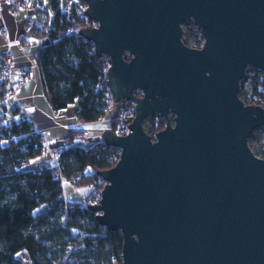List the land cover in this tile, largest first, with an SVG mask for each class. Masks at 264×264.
<instances>
[{"label": "water", "instance_id": "1", "mask_svg": "<svg viewBox=\"0 0 264 264\" xmlns=\"http://www.w3.org/2000/svg\"><path fill=\"white\" fill-rule=\"evenodd\" d=\"M84 1L95 24L80 34L109 58L113 103L135 111L126 134L103 132L119 157L88 205L120 233V264H264V159L248 141L264 105L238 94L247 67L264 78V0Z\"/></svg>", "mask_w": 264, "mask_h": 264}, {"label": "trees", "instance_id": "2", "mask_svg": "<svg viewBox=\"0 0 264 264\" xmlns=\"http://www.w3.org/2000/svg\"><path fill=\"white\" fill-rule=\"evenodd\" d=\"M79 2L83 4L80 12L67 13L61 10L60 0H50L52 16L48 22L32 26V32L48 38L35 60L42 91L52 109L59 111L76 104L78 119L91 122L103 117L109 103H113L106 84L109 59L96 56L93 44L80 34L92 21L85 16V1ZM199 46L200 40L190 47ZM252 79L253 98L244 102L263 106L264 94L258 89L264 87V78L255 74ZM8 93L7 83L0 81V100ZM12 113L16 115L18 108L14 106ZM4 119L1 114L0 264H23L18 258L20 253H25L31 264H77L79 258L84 264H120V233L101 226L88 208L99 200L104 185L96 171L112 167L119 149L102 140L72 145L60 148L58 164L24 169L43 153L44 140L27 119H15L9 124L3 123ZM130 121L116 115L110 120L109 130L116 133L119 124L126 126ZM149 121L146 132L151 137L166 123L158 115L150 116ZM76 135L71 131L64 143H72ZM22 145L25 152L19 151ZM260 153L264 159V142ZM64 180L89 184L87 199L65 200Z\"/></svg>", "mask_w": 264, "mask_h": 264}, {"label": "crops", "instance_id": "3", "mask_svg": "<svg viewBox=\"0 0 264 264\" xmlns=\"http://www.w3.org/2000/svg\"><path fill=\"white\" fill-rule=\"evenodd\" d=\"M17 3L12 6L8 0H0V54L7 52L10 55L12 70L9 80L18 86L15 92L9 91L6 98L10 96V105L18 108L17 118L30 121L41 134L46 152L53 150L55 155L60 148L88 145L91 140L99 139L100 134L109 129L111 118L101 131L91 129L92 123L78 119L76 104L55 111L42 91L35 57L39 48L48 43V38L45 35L34 36L32 26L44 23L37 20L39 12L46 14L45 21H49L52 16L50 0H17ZM71 131H76L77 135L72 143L66 144L64 141ZM89 134L92 136L87 137Z\"/></svg>", "mask_w": 264, "mask_h": 264}, {"label": "rangeland", "instance_id": "4", "mask_svg": "<svg viewBox=\"0 0 264 264\" xmlns=\"http://www.w3.org/2000/svg\"><path fill=\"white\" fill-rule=\"evenodd\" d=\"M60 8L61 10L67 13L71 12L72 10L75 12H80L83 9V4H81L79 0H60ZM45 17H46V14L39 12L37 16L38 22L39 23L45 22ZM94 24L95 23L92 22L91 26ZM182 24L185 26V28L182 31L183 33L182 36L185 40L189 41L190 43L194 45L197 44L199 40L200 42H203V39L199 38L197 30L194 28V26L188 25L187 23H182ZM28 51H30V49H28ZM102 57L105 59H109L106 56L105 57L102 56ZM107 65H109V63H107ZM255 74L258 77H261V78L263 77V74L256 67H253V66L247 67L243 75L241 86H240V89H241L240 97L243 100H250L253 98V94H252L253 79L252 78ZM258 90L264 94V87H259ZM11 101H12V98L10 96L6 98L4 101L0 100V115L1 114L5 115V119L3 121V123L5 124H9L10 122H13L15 119H18L17 116L12 113L13 108H12V105H10ZM120 103L118 104H115L112 102L109 103V107L105 115L99 120H97V122L95 121V123L90 122L92 123L90 124V126H93L91 127V129H96L97 131L99 129L101 131V129L105 128L106 125L109 123L110 118L116 115L120 116V113H122V111L125 110V106ZM149 117H147V119H145L143 122V125L145 126V128L149 126V123H150ZM168 118L169 120L171 119V122H172V116L169 115ZM103 132L100 134L99 139L91 140L89 144L99 142L100 139L102 138ZM91 136L92 135L89 134L87 137H91ZM248 141L251 144L252 148L254 149L255 153L261 155L260 150L264 142V126H259V127L254 128L248 137ZM67 144H70V143H67ZM25 150H26L25 145L20 146L19 148L20 152H25ZM46 151H47L46 148H44L43 153L40 156L34 158L32 164L24 166V169L35 170L38 168L40 164H45L47 166L58 164L57 163L58 155H55L56 152L55 151L53 152V150H50V153ZM90 189H91V186L89 184H74L68 180H64L62 182L63 197L65 198V200H68V201H82V200L87 199L86 197L89 195ZM39 209L41 210L43 209V207L42 208L40 207ZM18 258L21 260L23 264H31L30 259L25 253H20L18 255ZM81 260H82L81 258L77 259V262H79L77 264H84Z\"/></svg>", "mask_w": 264, "mask_h": 264}, {"label": "built area", "instance_id": "5", "mask_svg": "<svg viewBox=\"0 0 264 264\" xmlns=\"http://www.w3.org/2000/svg\"><path fill=\"white\" fill-rule=\"evenodd\" d=\"M8 1L12 6H16L18 4L17 0H8ZM1 16H2V13L0 10V18H1ZM184 23H187L188 25L194 26V28L197 30L199 38H202V35L200 33L198 26L192 20H190L188 22H184ZM200 45H202V42H200ZM11 70H12V62H11L10 55L7 52H2L0 54V81H5L7 83V87H8L10 92H15L17 90L18 86L16 83H11L9 80V75H10ZM120 104H123L125 106V110L122 111V113H120V117L126 118V119H132L135 115L133 104H131L129 102H121ZM127 104H129V105H127ZM170 116H172V115H170ZM127 125L125 126V124H119L117 126V132L120 135L126 134L128 131Z\"/></svg>", "mask_w": 264, "mask_h": 264}, {"label": "bare ground", "instance_id": "6", "mask_svg": "<svg viewBox=\"0 0 264 264\" xmlns=\"http://www.w3.org/2000/svg\"><path fill=\"white\" fill-rule=\"evenodd\" d=\"M129 103L133 104L132 102H129Z\"/></svg>", "mask_w": 264, "mask_h": 264}]
</instances>
